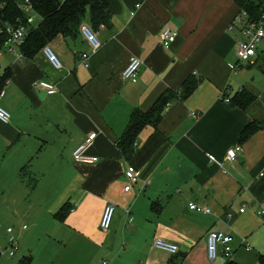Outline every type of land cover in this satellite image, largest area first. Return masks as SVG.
Segmentation results:
<instances>
[{"label":"crops","instance_id":"obj_1","mask_svg":"<svg viewBox=\"0 0 264 264\" xmlns=\"http://www.w3.org/2000/svg\"><path fill=\"white\" fill-rule=\"evenodd\" d=\"M106 1L110 19L94 29L101 42L96 53L80 33L49 45L62 70L42 51L32 60H19L16 47L2 55L12 57L0 61V92L3 99L9 92L11 100L0 104L12 117L9 124L0 122V264L1 239L9 229L17 252L39 249L33 264H222L223 256L208 260L209 235L242 237L247 211L241 210L258 213L264 204V128L241 142L249 124L264 126V100L244 88L257 97L249 108L226 101L242 91L233 85L237 69L246 68L237 57L242 31L230 30L241 13L238 0ZM255 1L264 7V0ZM165 29L179 34L170 50L161 44ZM85 52L89 67L81 58ZM133 56L143 61L138 83L123 80ZM261 60L257 51L243 65L250 70ZM191 78L199 86L182 99ZM42 80L58 92L41 98L44 92L34 84ZM31 86L43 99V130L18 124L20 104L39 102ZM168 91L175 97L162 121L144 128L137 151L126 157L118 144L133 114L149 112ZM91 133L98 137L90 154L99 162L77 164L74 152ZM238 147V159L227 162L228 151ZM129 166L140 181L125 192ZM192 203L211 213L192 211ZM108 205L115 206V216L104 232L100 223ZM156 240L177 245L178 254L156 249ZM247 244L249 237L241 238L235 252Z\"/></svg>","mask_w":264,"mask_h":264},{"label":"trees","instance_id":"obj_2","mask_svg":"<svg viewBox=\"0 0 264 264\" xmlns=\"http://www.w3.org/2000/svg\"><path fill=\"white\" fill-rule=\"evenodd\" d=\"M30 1L34 7L32 15L19 9V0H0V49L2 50L8 41V36L4 33L8 26L13 28L24 26L28 30V34L20 50L26 59H34L45 47H48L59 37L76 40L84 24L91 26L94 31L99 26L109 23V4L106 0ZM238 4L241 13L246 12L252 20H260L264 7L259 1L238 0ZM33 15L40 19V24L36 28L30 25V19ZM198 86L197 79L187 80L182 87V99L190 98ZM174 97L175 93L168 91L149 112L145 113L138 110L133 114L131 124L118 144L126 157H130L137 151L138 138L143 129L148 126H157L162 121L165 110L174 100ZM256 99L257 97L251 92L242 90L230 102L242 110H246ZM262 128H264L263 125L255 122L249 124L242 133L241 142L249 140ZM63 211L64 209L59 213V216L63 214ZM18 264H33V259H23ZM226 264L237 263L229 260ZM261 264H264V257L261 258Z\"/></svg>","mask_w":264,"mask_h":264},{"label":"built area","instance_id":"obj_3","mask_svg":"<svg viewBox=\"0 0 264 264\" xmlns=\"http://www.w3.org/2000/svg\"><path fill=\"white\" fill-rule=\"evenodd\" d=\"M19 9L24 12L32 15L34 13V7L30 0H19L18 3ZM141 5H138L137 8H140ZM136 12L132 13V16H135ZM237 29H241L243 34V40L240 42L239 47L237 49V57L239 65L250 64L253 59L257 57V51L264 40V8L262 11V15L260 20L255 21L252 20L246 12L240 13L238 17L233 21L230 30L234 31ZM82 36L84 37L86 43L89 46V49L92 53H96L101 48V42L97 38L96 33L91 29L88 24H84L80 30ZM4 33L8 36V41L6 42L4 48L0 49V57L3 50H8L10 53L15 51V47L19 50L22 45L25 43V39L28 34V30L24 26H19L18 28H13L12 26H8ZM178 33L172 31L170 29H165L161 33V44L166 50H170L173 45L177 42ZM45 55L48 62L52 65V67L56 70H62L63 64L57 54L48 46L45 47L42 51ZM89 57L90 53L85 52L81 58L83 61V65L85 67H89ZM23 55L20 50V58L22 60ZM143 66V61L136 56L131 57L130 62L126 69L123 72V80L131 83H138L140 78V71ZM5 76V70L0 64V83ZM35 88L40 91H43L47 95H55L58 92V87L56 84L49 81H38L34 84ZM4 92H0V100L4 97ZM229 103L230 99H226ZM194 118L197 119V116L193 115ZM11 121V114L1 106L0 104V122L4 124H9ZM98 137L97 133H91L88 135L84 143H82L74 152V160L77 164L93 166L98 164L99 158L90 154L91 149L95 145V141ZM242 151L241 147L231 149L227 153V162H235L238 159V153ZM211 161L217 162L214 157H209ZM218 163V162H217ZM126 178L129 182V185L125 188V192H129L131 186L138 183L140 178L137 174V170L133 166H129L126 171ZM190 209L197 213L210 214L211 210L209 208L200 207L197 204H190ZM246 209H242L243 213ZM259 216L264 221V204L260 206L258 211ZM115 216V206L108 205L105 209L102 221L100 223V229L104 232L110 231L113 219ZM26 229V227H24ZM10 234V257H14L17 250L19 249L17 239L13 236V229L8 230ZM234 237L231 235H227L222 232H213L208 237L207 243V257L211 263H215L220 256H223L226 259H231L234 254ZM155 248L158 250L169 252L173 255L178 254L179 247L175 244L163 241L156 240ZM102 264H108L107 261H104Z\"/></svg>","mask_w":264,"mask_h":264},{"label":"rangeland","instance_id":"obj_4","mask_svg":"<svg viewBox=\"0 0 264 264\" xmlns=\"http://www.w3.org/2000/svg\"><path fill=\"white\" fill-rule=\"evenodd\" d=\"M40 24L39 17L33 15L30 19V25L33 28L38 27ZM3 53H10L8 50H3L0 61H9L12 57L9 56H2ZM258 55L264 57V45L262 44L258 48ZM246 67L245 69H237L239 78L233 85L234 91L238 92L244 88H248L249 90L256 91V95H260L264 100V62L261 60L259 65L255 68L249 70V66L242 65ZM33 84V83H32ZM32 91L37 94L39 98V102L36 104L33 103H21L18 112H20V118H23L20 122H18L20 127H25L29 129H33L34 131L41 129L43 130V99L40 98V94L31 86ZM238 90V91H236ZM6 101L11 100V96L9 92L6 94L5 98L1 99ZM9 112V111H8ZM10 113V112H9ZM11 114V113H10ZM12 117V115H11ZM247 214L245 215L244 225L240 228L242 232V237H237L235 233H231L234 235L233 237L236 238V243L241 242V238L249 237V245H245L244 247H239L240 249L235 252L238 248H236V243L233 244L234 254L232 255L231 259H222L223 263L226 264L229 260L237 263V264H261V258L264 256V232L260 231V228L263 224L261 217L257 211L253 209L246 208ZM220 232V231H218ZM222 233H224L222 231ZM227 233V232H226ZM228 234V233H227ZM6 235H7V228H6ZM9 236V237H8ZM6 238L2 236V252L4 256L2 258L1 264H18L21 260L25 258H39V249L34 251L33 254H23L22 251L17 252L14 258L10 257L9 250H10V235ZM253 236V241L251 242V237ZM221 258V256H220ZM221 260H218L216 264H219Z\"/></svg>","mask_w":264,"mask_h":264},{"label":"water","instance_id":"obj_5","mask_svg":"<svg viewBox=\"0 0 264 264\" xmlns=\"http://www.w3.org/2000/svg\"><path fill=\"white\" fill-rule=\"evenodd\" d=\"M44 96H45V93H42V94H41V98H43Z\"/></svg>","mask_w":264,"mask_h":264}]
</instances>
